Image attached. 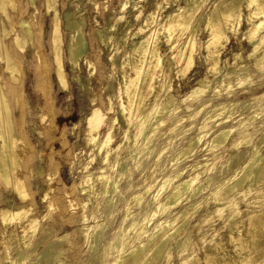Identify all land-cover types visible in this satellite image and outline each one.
Wrapping results in <instances>:
<instances>
[{
	"label": "clouds",
	"instance_id": "obj_1",
	"mask_svg": "<svg viewBox=\"0 0 264 264\" xmlns=\"http://www.w3.org/2000/svg\"><path fill=\"white\" fill-rule=\"evenodd\" d=\"M150 189L140 264H264V0H0V264H109Z\"/></svg>",
	"mask_w": 264,
	"mask_h": 264
},
{
	"label": "rangeland",
	"instance_id": "obj_2",
	"mask_svg": "<svg viewBox=\"0 0 264 264\" xmlns=\"http://www.w3.org/2000/svg\"><path fill=\"white\" fill-rule=\"evenodd\" d=\"M125 9L128 10V6L125 5ZM148 32H140V35L137 37V40H139L141 37L148 35ZM91 46H95L94 40H92L91 42ZM102 51V49H101ZM202 118V117H201ZM170 176L165 174L163 175V177L158 176L157 179L161 180V184L158 185L157 187L160 188L162 185H165V187L163 188V190L160 193H165V195L170 191V189H168V185L170 184L168 180ZM134 180L137 179L136 176L133 177ZM173 183V181L171 182ZM133 191L131 193H129V198L133 197V196H140L142 195L144 189L140 188L139 185L134 184L133 185ZM156 190L155 189H150V195L148 197H142L143 199V207H147V210H143L141 208V206H139L138 208H135L132 210V214L129 218H121L122 222H123V231L116 233L110 237L107 238V245H110V247H108V254L110 257V260H112L113 258V252L115 251L117 253V248L121 245V242L130 238L132 236V234L134 235V228L139 226L142 227L146 230H151L153 228V226L157 223V222H163L166 218L168 213L164 212L163 214L159 211L156 216L152 215V213L156 210L155 205L152 203V194H155ZM164 196H159L158 199H163ZM173 211H176V209H173ZM162 214V215H161ZM152 215V216H151ZM161 215V216H160ZM156 217V218H155ZM153 218V219H151ZM146 219V220H145ZM149 219V220H148ZM145 220V221H144ZM144 221V222H142ZM143 223V224H142ZM150 223V224H149ZM132 224V225H131ZM147 224V225H146ZM141 225V226H140ZM128 227H131L128 229ZM75 234H69V239H72V237ZM121 235V237H120ZM137 238V234H135V236L133 237V242H135ZM129 247V246H128ZM127 247V248H128ZM126 248V249H127ZM60 250V253L63 251V249H58ZM94 258V254H89L88 256V261L90 262L92 259Z\"/></svg>",
	"mask_w": 264,
	"mask_h": 264
},
{
	"label": "bare ground",
	"instance_id": "obj_3",
	"mask_svg": "<svg viewBox=\"0 0 264 264\" xmlns=\"http://www.w3.org/2000/svg\"><path fill=\"white\" fill-rule=\"evenodd\" d=\"M143 29H141L140 32H142ZM150 37L149 34L146 36L141 37L139 40H143L145 42V47L146 50L150 49V44L148 43ZM57 59H59V57H57ZM103 115L101 114V112H97L95 117H94V123L95 125L99 126L103 123ZM146 134H147V129L145 130ZM111 143V142H109ZM169 183L172 182L171 177L168 178ZM165 187V185H162L159 188V192H161L163 190V188ZM170 192V191H169ZM168 192V193H169ZM167 193V194H168ZM166 194V195H167ZM142 195L138 196L141 197ZM159 197V196H158ZM165 198V197H164ZM163 199H159L161 201V203H163L164 201ZM141 208L143 210H147V207H143L142 204H140ZM159 212V210L156 208V210L152 213V215L156 216V214ZM151 215V216H152ZM162 215V214H161ZM160 215V216H161ZM16 217H9V216H5L4 219L5 220H9V219H15ZM156 218V217H155ZM153 219V218H151ZM146 220V219H145ZM144 220V221H145ZM149 220V219H148ZM142 221V222H144ZM166 219L163 222H157L152 229L158 228L160 227L161 224L165 223ZM143 224V223H142ZM150 224V223H149ZM132 225V224H131ZM147 225V224H146ZM141 226V225H140ZM89 227H91V224L89 225ZM131 227H128V229ZM142 227H135L134 228V235L132 234V236L124 241L121 242V245L117 248V253L118 255H114L112 260L109 261V264H140V261L143 259L144 256V252L142 249L138 248L136 246V243L133 242V237L135 236V234L140 233ZM145 228V227H144ZM121 237V235H120ZM122 238V237H121ZM141 243H143V241H141ZM129 246V247H128ZM128 247V248H127ZM127 248V249H126ZM37 255L40 257V259L43 261V264H52L53 261H55L57 259V257L60 255V250L56 249L55 247H52L51 245H48L46 247V254L45 253H41V252H37Z\"/></svg>",
	"mask_w": 264,
	"mask_h": 264
}]
</instances>
